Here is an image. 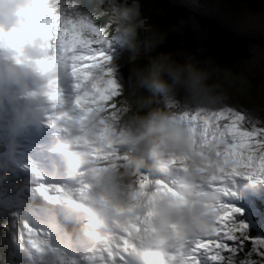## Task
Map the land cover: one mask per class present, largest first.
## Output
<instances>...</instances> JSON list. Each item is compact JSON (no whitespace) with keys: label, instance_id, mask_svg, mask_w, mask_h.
Wrapping results in <instances>:
<instances>
[{"label":"clouds","instance_id":"clouds-1","mask_svg":"<svg viewBox=\"0 0 264 264\" xmlns=\"http://www.w3.org/2000/svg\"><path fill=\"white\" fill-rule=\"evenodd\" d=\"M35 7V0H0V119L9 106L12 111L0 181L7 179L16 138L41 126L52 108L66 133L69 167L82 169L85 178L82 186L49 202L70 209L72 220L61 240L53 241L47 229L37 231L35 254L41 264H76L78 247L94 242L97 227L103 226L132 238L134 262L186 264L192 242L215 236L224 193L214 186L219 175L215 152L183 114L222 107L226 97L216 79L221 71L212 61L180 63L160 51L164 37L144 15L142 0H55L66 20L91 21L130 54L115 124L120 135L113 138L114 149H105L122 152L126 161L99 159L91 146L98 135L95 119L82 125L79 112L64 111L60 84L75 79L73 62L57 54L55 41L26 31ZM13 37L20 39L16 46L9 43ZM57 92L60 96L53 98ZM140 170L176 174L178 187L154 190L141 184Z\"/></svg>","mask_w":264,"mask_h":264},{"label":"snow or ice","instance_id":"snow-or-ice-1","mask_svg":"<svg viewBox=\"0 0 264 264\" xmlns=\"http://www.w3.org/2000/svg\"><path fill=\"white\" fill-rule=\"evenodd\" d=\"M35 2L36 7L29 12L30 24L26 31L29 35L55 41L57 54L73 62L75 88L79 92L75 99L79 122L83 125L95 119L98 135L91 143L93 154L107 160L113 152L105 149H114L113 138L120 135L115 124L118 101L122 98L121 83L109 66L108 51L112 48V40L104 28L89 20H66L55 7V0ZM9 43L16 46L20 39L10 38ZM59 96L57 92L53 98ZM183 115L206 146L215 152L219 175L214 177V186L224 191L227 181L235 177L264 181V121L232 106H222L209 113ZM47 191L53 199L65 195L60 187ZM242 214L238 208L220 204L215 236L192 242L185 257L186 264H203L204 258L211 264H264V242L254 241L247 233V226L236 220V216ZM28 233L31 247L39 251L35 239L39 233L31 228ZM247 244L252 247L245 252Z\"/></svg>","mask_w":264,"mask_h":264},{"label":"rangeland","instance_id":"rangeland-1","mask_svg":"<svg viewBox=\"0 0 264 264\" xmlns=\"http://www.w3.org/2000/svg\"><path fill=\"white\" fill-rule=\"evenodd\" d=\"M166 1L179 2L178 0ZM176 2L174 3L176 4ZM159 4H161L162 10L166 14L167 10H169L170 13L175 14L174 10L176 7L174 6L177 5L172 3L174 6L168 5L167 9V3L164 0H159ZM190 5L191 8L194 7V3ZM198 8H201V6ZM206 11L215 13V16H218L224 23H228L229 25L234 24L232 26L235 29H238L241 33L257 32L255 34H257L258 38V33L264 30V15L261 12L248 7V4L244 0H213L208 5ZM190 15L191 14L189 13L188 16ZM172 26L165 30L174 42L173 47L175 53L174 51L171 52L173 57L180 56V58L185 57L186 59L192 57L193 59L191 62L200 63L201 65H205L204 63L207 61H212L209 60L210 56L205 53L203 49L200 50V53L197 55L187 52L183 48V42L178 41L174 35V30L185 29L186 26L185 28L177 26L175 29H173ZM244 28H247V31H243L245 30ZM194 32L195 30H193V33ZM186 37L188 38V36ZM249 37L252 38V35L250 34ZM195 40L193 41V45ZM252 45L255 46L254 54L256 53V56H258L259 59L258 61L255 60L256 58L247 60L245 63V69L247 73L249 72L251 74L260 72L264 73V67L259 66L263 57L257 49L258 44L252 43ZM248 49H251L250 45H247V51ZM108 55L111 56V63L109 66L112 68L114 67L113 59L115 57L113 47L108 51ZM212 62L214 67L218 68L221 72H224L223 75H218L216 78L220 84V90L225 94L226 98L230 99L229 101L225 100L222 106L238 107L241 110L250 113L256 119L264 121V82L261 81L257 84L258 93L263 102L260 105L261 108L259 110L263 111L249 109L243 102H239L238 100L231 101L235 90L240 92V96H243L244 98L249 97L244 95L245 89L249 86L248 80L242 79L239 82L232 81L229 76L230 74L227 71L229 69L228 67H220L215 61ZM97 74H99V71ZM115 76L120 83L124 82L121 75L115 73ZM73 81L76 82L75 79H73ZM222 86L226 89L223 90ZM74 91L76 96L79 95L76 88ZM69 108L70 112H78V110L74 108V105H69ZM4 114H10V117H12L11 106H9ZM2 119H0V121ZM53 123L54 119L51 121L45 119L44 123L38 127L39 131L49 140H51L53 132L56 129L52 126ZM4 130L7 131V135L5 133H0V145L2 146V149H0V159H7L9 155L6 150V145L9 141V132L7 129ZM42 134L38 132L35 126L29 127L26 131L21 133L16 138L17 148L15 152L25 153L28 150V153H26L25 158L22 155L15 156L13 154L10 161L11 167L17 170V175H26L27 178L33 179L32 181L34 185H30L26 188L24 187V192L22 190L9 191V186L0 181V225L2 231L0 239L5 238L3 231H5V233L6 231H10L13 234L9 238L12 245L10 251H0V264H41V261L38 259L29 243L28 229L31 228L35 231H44L47 229L50 232L53 241H56L64 239V229L66 226H69V222L71 221V216L69 214L71 211L68 208L63 205H56L55 207L50 205L49 202L53 198L52 194L47 190L51 187H63L66 191H70L73 189L72 185L77 188L76 184H73V181L76 180V183L82 181V176L78 171L74 173L70 167L62 170L57 165L59 164V162H56L57 160H62L65 163L68 161L66 150L61 147L64 139L57 134H54L53 142L51 143L52 145H49L48 141L44 139ZM27 135H29V138L26 139L25 136ZM118 152V150L114 151L110 158L119 162L122 161V157H120V153ZM55 155L57 159L52 160ZM15 159L16 161L14 162L13 160ZM22 161H24V163H22ZM156 175L161 176L164 175V173L152 171L151 175H142L144 177V182L150 184L154 190L158 189L160 181H165L168 177H164L163 180L160 177H155ZM69 178H72L73 180ZM247 180L248 179H245L244 183L241 184L243 186L242 190L236 191L230 195L229 201L234 203V208L240 209L243 213L242 215H237L236 220L245 224L247 228L253 230V240L264 242V181H255L250 185L247 183ZM22 194L24 198H21ZM53 212L55 215H50V213ZM52 229H55V231ZM124 235L129 236L128 234ZM121 239H124V237H120L117 242ZM130 244L131 243H128L126 247L127 251L125 250V264L131 263L129 255L131 248ZM88 248L96 251L95 246L90 244L86 247H78L75 257L76 264H97V261H100L101 264H115L112 260L117 257V254L112 250H107L102 254L97 253L95 259H92L91 261L87 260V263H85L83 257L90 252ZM20 252L24 253V257L19 255ZM15 260L18 262L16 263ZM209 264H211V262Z\"/></svg>","mask_w":264,"mask_h":264},{"label":"trees","instance_id":"trees-1","mask_svg":"<svg viewBox=\"0 0 264 264\" xmlns=\"http://www.w3.org/2000/svg\"><path fill=\"white\" fill-rule=\"evenodd\" d=\"M183 7H185V9L189 12H195V13H199L203 16L209 17V18H213L215 21L223 24L225 27L228 28V30L230 31H236L240 34H244V35H252V38L257 37V32H253V33H241L238 29H235L232 25H229L228 23H224L221 21V19L218 16H215V13H210L207 12V7L208 5L213 1V0H178ZM247 4L248 7H252L254 6V4L256 3V0H244ZM143 3V13L146 16H151L152 20L154 21V23L156 24V26L158 27L161 35L164 37V45L163 47L160 48V51L166 52V53H171L170 51V42L169 39L167 38V36L165 35V33L162 30V14H161V10H159V5L158 2L156 0H142ZM194 3V7L191 8V5ZM167 5V4H166ZM201 8H198L200 7ZM231 23V22H229ZM190 25H196V20H191L189 21ZM245 27V26H244ZM245 30L243 31H247V28H244ZM166 31V30H165ZM264 33L259 32L258 33V37L260 35H262ZM144 35H146V33L141 30L140 31V36L143 37ZM248 45L251 46V49H248V54H249V58L246 59H238L234 62V64L229 67V69L227 70L228 73L230 74L229 76L231 77L232 81L235 82H239L242 79H247L249 82V86L245 89V96H249L248 98H244L243 96H240V92L235 90L232 95L231 101L232 100H238L239 102H243L244 105L246 107H248L249 109H255V110H259L261 107L260 105L263 103L261 101V96L258 93V88H257V84L261 81L264 82V73L260 72V73H247L246 69H245V63L247 62V60L250 59H255L258 61L259 57L256 56L257 54H254V47L252 44ZM257 47V46H256ZM113 49H114V54L115 57L113 59V63H114V67H112L114 73L121 75V77L123 78L124 82L126 83L129 77V63H128V56L130 55L122 46L113 44ZM257 49L259 50L260 55H262L263 59L261 60L260 63V67H264V52L262 50H260L259 47H257ZM263 49V48H261ZM264 50V49H263ZM257 52V51H256ZM119 56V57H118ZM175 58V57H174ZM176 59V58H175ZM177 60V59H176ZM178 61V60H177ZM179 62V61H178ZM205 64V63H204ZM262 64V65H261ZM262 71V69H261ZM224 72L219 73V75H223ZM220 85V84H219ZM222 89L225 90L226 88L222 86ZM225 95V94H224ZM225 100L229 101V98H226ZM259 111H263V110H259ZM6 116L4 115L3 119ZM4 130H0V132H3ZM0 149H2V146L0 145ZM21 152H15V154H18ZM120 153V157H122V161H119L123 164V162L126 161V157L123 156L122 152H118ZM17 170L13 169L12 167H10L9 171H8V176L7 179L1 181L4 184H7L9 186V191H23V188L25 187H29L30 185H34L32 179L27 178L26 175H17L16 173ZM151 175L152 171H145V170H140L139 172V176H140V181L144 178V175ZM143 175V176H142ZM27 178V180H26ZM24 192V191H23ZM21 198H24L23 194L21 195ZM3 227V226H2ZM1 228V225H0ZM2 232V231H1ZM5 238L1 239L0 241V251H10V249L12 248L11 242L9 241V238L11 235H13L10 231H3ZM247 233L248 235L253 239V230H251L250 228H247ZM1 235V233H0ZM251 244H247L245 246V252L251 249ZM20 256L24 257V253L20 252L19 253ZM244 253H241V257H243ZM16 261V260H15ZM18 261H16L17 263ZM210 262L207 260V263ZM82 264V263H81Z\"/></svg>","mask_w":264,"mask_h":264},{"label":"water","instance_id":"water-1","mask_svg":"<svg viewBox=\"0 0 264 264\" xmlns=\"http://www.w3.org/2000/svg\"><path fill=\"white\" fill-rule=\"evenodd\" d=\"M156 1L158 2L159 10H161V14L163 18V10L161 8V4H159V0ZM164 1L167 3V5H171V6L177 5L174 6L176 7L175 17H176L177 26H180L182 28H185L186 26V28L180 29L182 33H177L176 30H174L176 33L175 37L178 41L183 42V48L189 53L197 55L200 53V50L203 49V51L210 56L209 60L215 61L216 64L219 65L220 67L224 66L229 68L234 64L236 60L249 58V54L247 51L248 43L249 44L256 43L258 44V46L264 49V35H260L258 38L257 37L250 38L248 35L240 34L236 31L228 30L227 27L215 21L213 18L203 16L199 13L187 11L185 7H183L182 4L179 2L176 1L167 2L166 0ZM174 2H176V4ZM251 8L255 10L264 9V0H256V3ZM189 13L191 14L190 16H188ZM192 19L196 20V25L189 24V21ZM163 23L165 22H163L162 20V30H164ZM165 26H166L165 29L169 28L168 23H165ZM193 30H195L194 33ZM186 36H188V38ZM194 40L195 42L193 45ZM169 42H170L169 49L172 52L174 51V47H173L174 42L173 40H169ZM190 51H194V52H190ZM175 58L180 63L181 62L186 63L188 62L186 60L191 61L193 59L192 57L188 59H186L185 57L180 58V56ZM0 233H1V228H0Z\"/></svg>","mask_w":264,"mask_h":264},{"label":"bare ground","instance_id":"bare-ground-1","mask_svg":"<svg viewBox=\"0 0 264 264\" xmlns=\"http://www.w3.org/2000/svg\"><path fill=\"white\" fill-rule=\"evenodd\" d=\"M166 8L168 9V5H166ZM176 11V8L175 10ZM172 21V22H171ZM163 22L168 23L170 26L173 27V29H175L177 27V23H176V17L175 14H172L169 12V10H167V14H165V12L163 11ZM165 23H163V31L164 33L169 37V39L172 40L171 36H169V34H167V32L165 31ZM177 33H182L180 30H176ZM176 33H174L175 35ZM185 61V60H182ZM186 61H190V60H186ZM182 63V62H181ZM75 83L73 81V79H70V81L68 79H66L65 82H62V96H66L68 95L70 92H72V94H74V89H75ZM76 94V93H75ZM77 112V111H76ZM54 119V118H53ZM53 128V127H52Z\"/></svg>","mask_w":264,"mask_h":264},{"label":"flooded vegetation","instance_id":"flooded-vegetation-1","mask_svg":"<svg viewBox=\"0 0 264 264\" xmlns=\"http://www.w3.org/2000/svg\"><path fill=\"white\" fill-rule=\"evenodd\" d=\"M258 12H261L263 15H264V9H262V10H257ZM263 27H264V21H263ZM262 33H264V30L263 31H261ZM262 35H264V34H262ZM258 46V45H257ZM259 48H260V50H262L263 52H264V50L263 49H261V47L260 46H258Z\"/></svg>","mask_w":264,"mask_h":264}]
</instances>
